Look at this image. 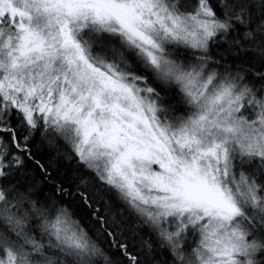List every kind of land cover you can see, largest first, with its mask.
I'll use <instances>...</instances> for the list:
<instances>
[{"label":"snow or ice","instance_id":"snow-or-ice-1","mask_svg":"<svg viewBox=\"0 0 264 264\" xmlns=\"http://www.w3.org/2000/svg\"><path fill=\"white\" fill-rule=\"evenodd\" d=\"M0 264H264V0H0Z\"/></svg>","mask_w":264,"mask_h":264}]
</instances>
